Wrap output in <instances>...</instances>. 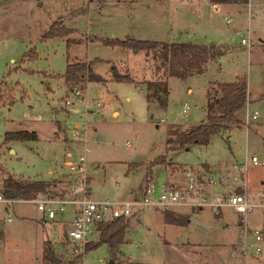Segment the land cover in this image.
<instances>
[{
	"label": "rangeland",
	"instance_id": "374dc122",
	"mask_svg": "<svg viewBox=\"0 0 264 264\" xmlns=\"http://www.w3.org/2000/svg\"><path fill=\"white\" fill-rule=\"evenodd\" d=\"M212 3L0 0V172L20 179L54 178L56 175L49 172L62 167L68 153L75 158L82 154V146L70 140L71 131L86 123L90 124V188L96 200L118 196L130 199L131 190L139 195L149 165L158 157L165 156L169 163L178 164L175 174L182 172L181 166L209 164L217 169L220 165L242 164L247 154L264 163V0H249V5H237L230 11L222 6L219 13L212 10ZM230 18L233 23L228 25ZM57 21L74 30V35L43 40ZM249 29L254 45L251 52L242 45L241 37L246 38ZM95 38L216 45L231 51L221 59L220 70L213 65L216 69L204 76L186 81L170 78L165 114L157 109L150 111L146 99L147 82L168 78L161 62L143 53L106 46ZM70 40L76 43L69 45ZM31 55L36 56L29 58ZM96 59L104 61L95 70L106 81L88 82L86 92L84 85L77 86L86 94L85 100L79 99L58 76L66 72L68 62ZM113 66L122 74H130L134 83L110 79ZM237 79L247 81L249 108L259 113L258 119L246 127V112H241L242 125L213 136L209 146L168 150V128L200 124L206 117L207 90L217 84L214 81L232 83ZM68 99L73 103L69 109L64 104ZM99 103L102 108H96ZM185 103L191 107L187 117L180 114ZM114 110L120 112L118 118ZM161 120L164 123L156 125ZM58 125L64 129L60 128V137L56 138ZM21 131L37 132L40 139L5 145L7 133ZM131 165H137V170L127 174ZM61 172L59 169L58 174ZM167 172L165 166L152 168L158 186L167 180ZM248 180L251 201L264 204V165H251ZM263 211L255 209L249 217V231L264 230L259 222ZM163 212H134L116 264H264V249L259 255L252 249L247 254L238 251L243 229L232 210H224L222 217L208 210L183 211L190 216L185 227L166 225ZM37 214L32 205H18L7 211L0 204V264H42L53 231L48 229V235L43 232L40 236ZM99 238L94 232L91 242L97 243ZM248 239L252 241L250 235ZM109 261L108 248L102 245L87 253L83 264Z\"/></svg>",
	"mask_w": 264,
	"mask_h": 264
},
{
	"label": "built area",
	"instance_id": "2783aa9c",
	"mask_svg": "<svg viewBox=\"0 0 264 264\" xmlns=\"http://www.w3.org/2000/svg\"><path fill=\"white\" fill-rule=\"evenodd\" d=\"M249 5V4H248ZM251 6V5H250ZM212 10L219 13L222 4L212 3ZM232 19H227L231 25ZM238 35L241 32H236ZM242 45L252 51L254 45L252 32L247 31V37L241 34ZM77 98L86 99L83 89L74 88L71 91ZM66 108H71L73 103L65 101ZM249 102L245 109L246 115L243 121L246 127L259 117L258 112H251ZM96 108H102L97 104ZM88 109V107H87ZM191 107L185 103L181 116L187 117ZM88 112H90L88 110ZM164 120L156 122L161 125ZM177 125V124H175ZM242 125V124H241ZM89 123L83 126H75L71 131V141L82 146V154L71 156L64 162L65 178L61 179L59 169L50 171V175H56L54 179H61L66 186L62 196L50 194H38L30 198H7L4 196L5 182L9 175L0 172V204L9 208L18 205H32L43 220L50 223L53 235L50 238L52 246L58 255L65 260H78L83 264L87 247L91 242L94 232L100 235V226L113 222L115 219H132L135 211H172L181 213L189 211L198 213L211 211L215 216H221L226 209H230L238 217L239 226L243 229V239L239 244L238 251L247 254L253 250L256 255L261 254L264 247V230L256 229L249 231L248 219L255 209H263L264 204L254 203L249 197L248 170L251 165L262 166L257 156L246 155L242 164L218 167L217 169L188 168L182 172L181 180L163 182L160 186L153 176H146L144 188L139 195L134 191L130 199H121L120 196L106 200H96L92 196L89 182L88 155L90 140L87 129ZM128 146H130L128 144ZM58 174V175H57ZM63 176V175H62ZM117 186H120L118 184ZM9 222L12 219H8ZM248 235L252 241L248 242ZM76 263V264H77Z\"/></svg>",
	"mask_w": 264,
	"mask_h": 264
},
{
	"label": "trees",
	"instance_id": "16d2710c",
	"mask_svg": "<svg viewBox=\"0 0 264 264\" xmlns=\"http://www.w3.org/2000/svg\"><path fill=\"white\" fill-rule=\"evenodd\" d=\"M213 3L222 5L239 4L248 5L249 0H212ZM75 33L74 30L64 26L62 21L53 23L49 30L43 35V40L55 38H70ZM92 40V39H91ZM94 41L101 42L106 46L121 48L133 53H143L146 58L158 60L167 71V79L154 82H147V103L148 109L153 105L166 110L169 102V82L170 78H176L186 81L191 77L202 75L208 66L217 63L223 56L222 47L216 45H202L193 43L176 42H154L138 41L131 38L125 40L119 39H100ZM70 40V44H75ZM36 55L28 56L34 58ZM104 61L96 59L91 62H72L67 65L66 72L58 76L64 80L68 89L73 90L77 86H83L88 82L102 83L104 79L97 75L94 68ZM161 66V67H162ZM111 75L115 82L134 83L130 74H122L116 66L111 69ZM56 77V76H54ZM57 78V77H56ZM81 86V87H82ZM248 86L245 79H238L232 83H217L210 88L207 93L206 117L198 125L188 126L186 128L170 127L167 131L168 150H189L194 146L207 147L215 135H220L234 126H241V112L243 113L247 106ZM38 139L35 132L21 131L7 133L4 143L9 144L13 141H36ZM149 172L146 176H153L152 168L156 166H165L172 169L174 173L178 164L169 163L167 158L158 157L149 165ZM183 172L187 166L179 167ZM131 171L137 170V165L130 166ZM208 170V168L206 167ZM66 191L65 183L61 179L54 180H31L20 179L9 175L5 182L4 196L7 198H30L38 194H50L62 196ZM164 222L168 225L185 227L190 223V216L172 211L163 212ZM131 219H115L113 222L100 226V238L97 243H90L87 247V253L106 245L110 261L118 262L121 256V246L125 243L126 233L130 227ZM51 240L47 243L45 255L42 264H76V260H65L58 255L55 248L51 245ZM109 261V264H110Z\"/></svg>",
	"mask_w": 264,
	"mask_h": 264
},
{
	"label": "crops",
	"instance_id": "0c3cea01",
	"mask_svg": "<svg viewBox=\"0 0 264 264\" xmlns=\"http://www.w3.org/2000/svg\"><path fill=\"white\" fill-rule=\"evenodd\" d=\"M237 5H239V4H237ZM237 5L235 4H227V5H222V6H224V7H226V10H228V11H230L231 10V7H237ZM229 13V12H228ZM64 24V23H63ZM64 26H65V24H64ZM220 47H222V49H223V51H224V54H223V56L217 61V63H213V64H211V65H209L208 66V68H207V70L205 71V73L204 74H202V75H198V76H204V75H206L207 74V72H209V70L210 69H216L215 68V66H213V65H217V68H219L218 70H220V68H221V64H220V61H221V59L225 56V55H227V54H229L230 53V49H227L226 47H223V46H220ZM91 62V61H90ZM88 63V62H87ZM68 65V64H67ZM121 68H125V67H121ZM96 67L94 68V71H95V73H96ZM119 69V68H118ZM217 70V71H218ZM119 71L121 72V70L119 69ZM122 73V72H121ZM97 75H100V74H98V73H96ZM103 79H104V81H106L105 80V78L102 76V75H100ZM53 77H54V75H53ZM195 77V76H194ZM194 77H191L190 79H192V78H194ZM110 79H112L113 80V78H112V75H111V73H110ZM238 80V79H237ZM236 80V81H237ZM215 83H220V81L219 80H216V81H214ZM65 83V82H64ZM210 83V82H209ZM86 85H87V83L84 85V90H85V92L87 91L86 90ZM66 86V85H65ZM209 88V87H208ZM66 89L67 90H69L70 92L72 91V90H70V89H68L67 88V86H66ZM189 93L190 94H192L193 93V90H191V89H189ZM207 93H208V90H207ZM206 99H207V95H206ZM154 110V109H157L158 110V112H162V113H165L166 114V110H163V109H161V108H159L158 107V105H153V106H151V108H150V111L151 110ZM90 113H93L92 111H90ZM113 115L116 117V118H118L119 117V115H120V112L119 111H117V110H114L113 111ZM154 117V116H153ZM152 117V118H153ZM90 125V124H89ZM60 128H62V129H64V127L63 126H61V125H58V129H59V131H58V133L55 135L56 136V138H59L60 137ZM89 131H90V126H88V129H87V134H89ZM96 131V130H95ZM97 132V131H96ZM36 134H37V137H38V139L36 140V141H38L39 139H40V137H39V135H38V133L37 132H35ZM88 138H89V136H88ZM70 155L71 156H73V153L72 152H70V153H68L66 156H65V160H64V162L66 161V160H68L69 158H70ZM90 165V164H89ZM231 165H233V164H228V165H226V166H231ZM64 167V164H63V166L62 167H60V168H58V169H61L62 170V172L60 173V174H62V175H64V171H63V168ZM202 167H207L208 169H214V168H212L209 164H202ZM218 167H223V166H218ZM188 168H200V166L198 165V166H196V167H187L186 169H188ZM89 169H90V167H89ZM131 173V169H128V172H127V174H130ZM62 175H60V176H62ZM66 176V175H65ZM182 178V172L181 173H178V174H175V173H172V171H171V169H169V172H167V180H166V182H173V181H176V180H180ZM32 180H47V179H39V178H31ZM90 180H92V178H90L89 177V182H90ZM134 192V190H131V192H130V196H131V193H133ZM252 198L250 197V200H251ZM254 203H262V202H254ZM264 209V208H263ZM152 211V210H151ZM153 212V211H152ZM154 212H159V211H154ZM181 214H188V213H184V212H181ZM223 215V214H222ZM222 215L221 216H218V217H222ZM36 218V222H37V224H39V229H40V236L42 237L43 236V232L45 233V235H48V229H50L51 228V225H50V223H48V222H46L45 220H43L42 219V217L40 216V215H38L37 214V216L35 217ZM259 222H261L260 224L262 225V227H264V211H263V214L262 215H259ZM166 225H168V224H166ZM169 226H173V225H169ZM51 230V229H50ZM39 246H40V243L37 245V247L39 248Z\"/></svg>",
	"mask_w": 264,
	"mask_h": 264
},
{
	"label": "water",
	"instance_id": "95a60500",
	"mask_svg": "<svg viewBox=\"0 0 264 264\" xmlns=\"http://www.w3.org/2000/svg\"><path fill=\"white\" fill-rule=\"evenodd\" d=\"M187 151H189V150L187 149ZM113 263H114V261H113V260H111V261H110V264H113Z\"/></svg>",
	"mask_w": 264,
	"mask_h": 264
}]
</instances>
